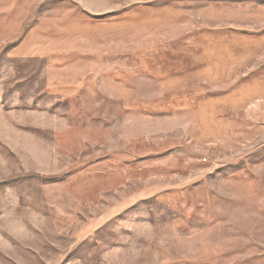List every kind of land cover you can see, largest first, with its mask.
Wrapping results in <instances>:
<instances>
[{"label": "rangeland", "instance_id": "rangeland-1", "mask_svg": "<svg viewBox=\"0 0 264 264\" xmlns=\"http://www.w3.org/2000/svg\"><path fill=\"white\" fill-rule=\"evenodd\" d=\"M0 264H264V0H0Z\"/></svg>", "mask_w": 264, "mask_h": 264}]
</instances>
